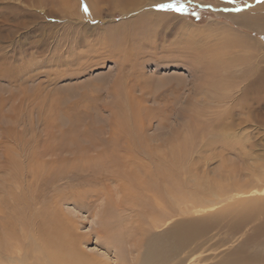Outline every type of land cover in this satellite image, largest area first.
Wrapping results in <instances>:
<instances>
[{"label":"rangeland","instance_id":"rangeland-1","mask_svg":"<svg viewBox=\"0 0 264 264\" xmlns=\"http://www.w3.org/2000/svg\"><path fill=\"white\" fill-rule=\"evenodd\" d=\"M141 1L123 20L120 9L101 0H85L90 15L83 12L81 0H0V264H31L20 256L50 218H60L72 233L66 241H74L92 264H123L115 249L120 244L124 264H138L146 239L141 233L148 229L141 205L147 172L141 159L146 152L160 154L162 169L174 173L172 187L182 204L181 213L150 230L152 235L180 227V249L166 264H264V124L248 122L247 108L231 109L232 103L222 98L232 88L226 76L238 83L264 68V35L239 29L257 43L251 54L220 47L209 51V45L236 29L231 16L255 13L253 7L264 0H183L188 12L175 13L170 24L169 12L156 7L170 0ZM156 12L166 15L163 23L154 19ZM150 14L154 22L146 29L156 32L165 24L161 47L175 48L174 55L168 53L161 63L149 61L143 69L119 65L122 52L107 47L116 39L114 28ZM179 21L181 30H176L174 22ZM184 26L193 31L187 33ZM205 47L208 51L199 56ZM193 63L195 68L214 65L224 76L197 83ZM140 73L145 79L132 88ZM215 110L221 116L231 111L234 123L243 128L218 133L185 128L187 117L203 119L201 114ZM80 136L118 139L110 148L119 162L127 148L124 140L130 141L137 155L129 162L131 193L116 192L118 184L106 178L102 186L100 177L98 182L72 178L83 165L78 172L70 162L57 163L51 174H46L51 168L42 171L40 157L56 160L50 149ZM213 136L217 143L211 146L208 139ZM100 150L89 152L95 157ZM96 162L102 177L108 176ZM222 200L226 202L217 209L200 211V204ZM208 216L207 222H191ZM136 239L140 251L132 245Z\"/></svg>","mask_w":264,"mask_h":264},{"label":"bare ground","instance_id":"bare-ground-1","mask_svg":"<svg viewBox=\"0 0 264 264\" xmlns=\"http://www.w3.org/2000/svg\"><path fill=\"white\" fill-rule=\"evenodd\" d=\"M155 1L165 2L166 0H163V1L155 0ZM250 1L253 2V0H250ZM101 2L111 4L112 8H114V9H120L122 11L123 20H125L128 18V15L132 10L133 11L137 10L141 6L140 4L142 1L141 0H101ZM253 8L255 9L254 10L255 13L252 12L253 10H251L250 12L248 11V12L240 13L238 16L237 15L231 16V20L234 23L236 29L230 31L229 34L226 35V37H224L222 35L223 36L222 38H220L219 40H216V42H215L216 44L212 43V45H214V46L209 45V51L212 49L216 50L218 47H220V48H223L225 50H231L232 52L233 51L234 52L239 51L241 54H251L252 51H254V49L256 47L255 44L257 45V43H255L254 39L250 38L248 35L239 31V29H247V30L254 31V32H257V33L264 35V4L261 3L257 7H253ZM22 12H23V10H22ZM46 14L47 13L45 12L44 16H46ZM153 15L156 16V17H154V19L156 18L157 22L160 21V24H161V22L163 23L165 21L166 15H164V14L162 15V14L157 13V12L154 13ZM153 15L150 14L146 17L141 16L140 18H137L135 21L124 23V24H121V25L116 26L114 28L113 32L116 33V39L114 38V35H113L114 41H111L107 47H108V49L114 50V52H122L121 57H119V59H117V62L119 63V65L125 66V64H132L133 65L132 68L135 67L136 70L141 69V68L143 69L145 64L149 61H155L156 63H161V62H163L162 60H164L166 58V55H168V53H169V56L174 55L175 52L173 50H175V48L172 49L173 47L172 48L169 47L168 50H165L163 47H161V45L162 46L165 45L164 42L162 41L165 38V36H163V33H165L164 32V30H165L164 25L165 24L161 26L162 30H160L159 28L155 29L156 32H154L153 29H151V28L149 29L148 27L146 29V25L154 22L153 21L154 19L152 18ZM175 15L176 14L174 12H169L168 16L171 17V19H169V17L167 16L168 19L166 21V24H170L169 23L170 21H168V20H171L173 22ZM23 16H26V15L23 14ZM253 16L256 19H258V21L257 20L255 21V18H253ZM174 24H175L176 28H178L179 25L181 26L180 21L178 23L174 22ZM179 29L181 30V27L176 29V30H179ZM182 30L187 31V33L189 31H191L188 28H185V26H184V28H182ZM235 32H237V33H235ZM209 40H211V39H209ZM188 45H190V44H188ZM160 48L163 50L160 51L159 50ZM205 48L198 50L199 56H201V54H205L208 51V49L207 48L205 49ZM176 52H178V51H176ZM194 52H196V51L194 50ZM185 53H187V52H185ZM211 62L214 63V60H212ZM197 65H199V64H197ZM192 66L194 68L193 72L197 73V76L196 75L194 76L195 82H197V83L204 84L207 82L211 83V81L217 82V80H220L221 77L224 76L220 72L222 70L218 69L217 67L215 68L214 65L204 66V65L200 64L196 68H195V64ZM136 70H134V71H136ZM142 73H140L137 76L139 79L131 81V87L132 88L133 87H139L141 80L145 79V77H143ZM226 77L228 78V84L231 85L232 88L228 94H226L223 97L222 96H220V97H222L223 99H225L227 101L229 100L232 103V105L230 104L231 109H232V107L234 108L237 105L239 107L238 111L241 109L243 110V108L244 109L247 108L250 112L248 122H253V123L255 122V123L264 124V117H263V114H264V112H263L264 111V68L260 72H259V70L256 73L254 72L253 75H250L247 78H246V76L242 77L240 79L238 78L240 80V82H238V83L235 82V80L233 78H231L232 76L230 74ZM143 81H146V80H143ZM219 83H221V82H219ZM134 90L131 89L130 94L135 93ZM222 114H224V113H222ZM202 116H203V119H200L196 116L187 117L188 119L186 120V122H189V123L186 125L185 128L187 130H192L193 128L197 127V128L203 129L204 131H209V133H218L219 131H223V130L229 129V128H236V127L238 129L243 128V124L234 123L235 120H233V114L231 113V111H228L226 115L221 116L215 110L214 112L212 111V113L209 112V115L205 116L206 118L204 117V114H201V117ZM48 136H49V134H48ZM104 136L106 137V135H104ZM215 138L213 136V137L208 139L209 145L213 146L217 143ZM253 140L254 139L251 138V141H253ZM111 141L116 142L119 140L118 139L114 140V139H110V138L103 139L101 137L94 138V139L84 138V140H83V139H81V136L80 137H74V138H72V140L70 142H65V145L62 144V146H61L58 144L55 148L50 149L53 153H55L53 155V158H56V160L48 162V161L44 160L43 157L42 158L40 157V160L43 162L41 164V168L43 169L42 171L45 172V170L51 168L49 171L50 173L48 171H46V174H51L55 171L54 170L53 172H51V170L54 169V165H56L57 163H59V165H61V162L62 163L70 162V163H72V166L75 168V171L78 172L80 170L79 166L83 165L84 167L77 173V175L73 174L72 178L81 179V180L86 179L88 182H93V181L95 182L97 180V182H98L99 180L97 178L100 177L99 183L101 186H102L104 181L109 180L110 182H115L116 184H118L116 187V192H118L120 194L129 192L133 188V185H131L132 181H131V178L129 177V173H128V172H130L129 165L131 164L129 162L131 160L133 161V159L136 158L137 155L136 156L134 155V153H135V152H133L134 149H132V150L130 149V144H131L130 141L124 140L126 142L127 148L124 149L122 154H121V157L124 158V160L119 162L118 159L116 160V156H115L114 151L112 150V148H110L111 145L113 144V142H111ZM227 143H228V141L225 142V144H227ZM230 144H231V142L228 143V145H230ZM238 144H240L239 141H238ZM254 144H255V141H253L251 143V145H254ZM136 146H137V144H136ZM99 148H101V150L99 152L96 151L97 155L95 157H92L93 155L90 154L92 152H89V151L98 150ZM49 151H47L45 154L47 155L49 153ZM146 155H148L147 152L143 154L142 157H144V158L141 159L142 162L146 161V162H144V164L142 166L145 167L147 170V172L145 171L146 173H144L145 175L143 176L144 181L141 180L143 187L146 190V192L143 194V200H142L141 205L143 206V209L145 210V213L147 214L146 225L148 226V229L144 230V233H141L142 235L145 234L146 239L143 240V242L145 243L144 244V250L140 254V256H141V257H139L140 261L138 260L137 263L138 264H166L167 262H169L170 257H172L171 255L177 254L178 250L180 249V246H181V240H180L181 237L179 235L180 234V232H179L180 227L176 228V229H175V227L174 228L172 227V229H170L169 231H165L163 233H158V234H152V235H150V232H151L150 230H151V228H153V229L159 228L160 227L159 224L165 223L167 221V219L170 218V216L175 217L178 215V212L181 213V211H183L181 209L182 204H181V199L177 196V193H176L177 190L174 191V189H176V188L173 189V187H172L171 182L175 181L174 173L171 170H169V172H166L165 170H167V169H164V170L162 169L163 166L161 167V155L158 154L157 152L155 153V157H152L151 154L148 156H146ZM50 157H52V156H50ZM137 159H139V158H137ZM174 160H176V159L174 158ZM96 161L101 162L100 165H102V167H104V170H105L104 172H107L108 176L102 177V175L104 173L101 174L100 170H102V169L98 166ZM138 161L140 162V160H138ZM136 162H137V160H136ZM172 163H174V162H172ZM29 166H31V165H29ZM118 166L120 167L119 169L117 168ZM165 166H167V165H165ZM46 167H47V169H46ZM154 167H155V169H154L155 171H152V168H154ZM135 169H136V167H135ZM142 170L144 171V169H142ZM173 170H175V169H173ZM136 174H139V173H136ZM25 176H26V174H25ZM54 178H56V177H54ZM105 178H106V180H104ZM76 179H72V180H76ZM137 180H138V178H137ZM106 183H109V182H106ZM213 185L215 186V188L219 187L218 189L220 191H223V190H221L220 186L218 184H216L215 182H213ZM99 188H101V187H99ZM105 189H107V188L104 187L103 191ZM140 191H143V189ZM96 192H97V190H96ZM131 192L132 191H130V193ZM90 193H93V192H90ZM99 194H100V196H104V197L108 196L106 192H100ZM140 194H138L137 197H139ZM242 194H244V193H242ZM124 195L125 194H123V196ZM131 195H134V194H131ZM134 197L136 198V196H134ZM59 199H58V201H59ZM55 200H54V203L56 202ZM137 200H138V198H137ZM196 200L197 199H195V201ZM21 201H23V200H21ZM225 202H226V200L216 201V202H205V203L202 202L203 204H200V205H202L200 207V208H202V210H200V211L203 213V212L208 211V210H210V211L215 210ZM192 207H195V205ZM196 211H198V210H196ZM185 213H187V212H185ZM218 214L219 213H217L216 215H218ZM107 215L103 214V216H105V217ZM208 218H209V216L204 218V219L193 220L191 222H193V223L194 222H196V223L201 222L202 223V221L207 222ZM211 218H213V217H211ZM59 219L60 218H52V219L50 218L49 226L47 228H43L44 233H41L43 231V229H41V228L38 229L39 232H36L35 236L33 238H31V240L29 241V243H28L29 248L27 249L26 253L23 256H20L21 261L28 262L31 260V264H92L87 259H85L84 256L78 252V250H76V248H75L76 243L74 241H72V240H68V242L66 241L67 239L71 238L72 233L69 232V230L64 225L63 226L61 225V222L59 221ZM42 222L44 223L45 220H42ZM203 224H204V222H203ZM179 225L180 224L177 223L175 226H179ZM149 227H150V229H149ZM194 230H195V228H194ZM118 231H120V230H118ZM120 232H119V234H120ZM122 232H123V230H122ZM111 237H110V240H111ZM72 238H73V235H72ZM141 241H142V239H141ZM70 242H71V245L74 246V248L69 246L68 243H70ZM120 245H117L115 247V249H117L119 251V254H120V256H118L119 260L124 264V263H126L125 258H124L125 256H124L123 249L121 248ZM132 245L134 246L135 250L140 251L138 243H137V239H136V242H134ZM104 264H105V262H104Z\"/></svg>","mask_w":264,"mask_h":264},{"label":"snow or ice","instance_id":"snow-or-ice-1","mask_svg":"<svg viewBox=\"0 0 264 264\" xmlns=\"http://www.w3.org/2000/svg\"><path fill=\"white\" fill-rule=\"evenodd\" d=\"M81 6L83 12L86 15H90V9L85 0H81ZM156 7L159 11L165 12H174L179 14H185L188 12V6L183 2V0H170V2L158 4Z\"/></svg>","mask_w":264,"mask_h":264}]
</instances>
